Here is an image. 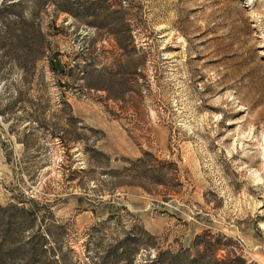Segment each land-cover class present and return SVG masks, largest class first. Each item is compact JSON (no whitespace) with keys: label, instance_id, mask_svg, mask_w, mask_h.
Returning a JSON list of instances; mask_svg holds the SVG:
<instances>
[{"label":"rangeland","instance_id":"rangeland-1","mask_svg":"<svg viewBox=\"0 0 264 264\" xmlns=\"http://www.w3.org/2000/svg\"><path fill=\"white\" fill-rule=\"evenodd\" d=\"M29 8L62 70L0 54V264H264V0Z\"/></svg>","mask_w":264,"mask_h":264},{"label":"trees","instance_id":"trees-1","mask_svg":"<svg viewBox=\"0 0 264 264\" xmlns=\"http://www.w3.org/2000/svg\"><path fill=\"white\" fill-rule=\"evenodd\" d=\"M40 0H1L0 1V18L4 23H0V54L10 51L12 48H17L21 46L24 52L27 54L43 52L45 53L48 60V68L51 70H62V63L57 57L58 49L53 50L49 47V44L41 41V31L38 25H32L29 20H26L22 16L24 8L27 6L28 14L32 13L34 9L38 6ZM57 8L62 10L70 11V5L66 4V1L58 2ZM26 29L31 31L32 38L31 43H28V39L24 38V32ZM9 101V100H8ZM7 101V102H8ZM17 211L20 216L26 220L27 211L22 207L16 206L12 202H6L0 204V262L3 260L4 256L9 253L7 249L3 248L5 241L11 235L10 223L4 221L6 215H11L10 211ZM164 259L159 261V264H200L197 262L198 258L196 256L192 258H186L185 255L187 250H176L164 251ZM114 256L113 251L106 254V260H111Z\"/></svg>","mask_w":264,"mask_h":264}]
</instances>
